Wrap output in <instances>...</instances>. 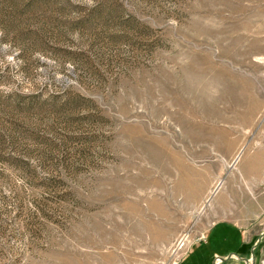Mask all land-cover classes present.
Here are the masks:
<instances>
[{"label":"rangeland","instance_id":"1","mask_svg":"<svg viewBox=\"0 0 264 264\" xmlns=\"http://www.w3.org/2000/svg\"><path fill=\"white\" fill-rule=\"evenodd\" d=\"M0 32V264L207 259L220 220L264 264V0H0Z\"/></svg>","mask_w":264,"mask_h":264},{"label":"crops","instance_id":"2","mask_svg":"<svg viewBox=\"0 0 264 264\" xmlns=\"http://www.w3.org/2000/svg\"><path fill=\"white\" fill-rule=\"evenodd\" d=\"M262 192L264 193V191ZM260 208L262 209L260 213H264L263 203ZM208 230V237L204 242L207 243L208 241H212V248L215 249L210 255H208V258L205 259L202 255L203 253H196L194 256L188 254L182 257L178 264H215V261L210 263V257L217 253L222 256L226 255L225 257H228V255L230 256L229 259L222 261L226 262L225 264H231L233 261H229L231 258L241 261L247 259L241 254L245 252L248 245H251L253 240V233H251L253 230L252 228L250 229L247 226H241L236 220H220Z\"/></svg>","mask_w":264,"mask_h":264},{"label":"bare ground","instance_id":"3","mask_svg":"<svg viewBox=\"0 0 264 264\" xmlns=\"http://www.w3.org/2000/svg\"><path fill=\"white\" fill-rule=\"evenodd\" d=\"M246 158V160H249L250 162H253L254 163V160L256 159L255 157H253V155H248L247 157H245ZM257 162V161H256ZM257 163H259V162H257ZM256 163V164H257ZM252 167H254V166H252ZM254 171V170H253ZM184 243L181 241V243L179 244V248H180V246L181 245H183Z\"/></svg>","mask_w":264,"mask_h":264},{"label":"built area","instance_id":"4","mask_svg":"<svg viewBox=\"0 0 264 264\" xmlns=\"http://www.w3.org/2000/svg\"><path fill=\"white\" fill-rule=\"evenodd\" d=\"M201 237H202V238H205L206 236L203 234Z\"/></svg>","mask_w":264,"mask_h":264},{"label":"clouds","instance_id":"5","mask_svg":"<svg viewBox=\"0 0 264 264\" xmlns=\"http://www.w3.org/2000/svg\"><path fill=\"white\" fill-rule=\"evenodd\" d=\"M3 35V33L2 32H0V36H2Z\"/></svg>","mask_w":264,"mask_h":264},{"label":"water","instance_id":"6","mask_svg":"<svg viewBox=\"0 0 264 264\" xmlns=\"http://www.w3.org/2000/svg\"><path fill=\"white\" fill-rule=\"evenodd\" d=\"M247 260V259H246Z\"/></svg>","mask_w":264,"mask_h":264}]
</instances>
